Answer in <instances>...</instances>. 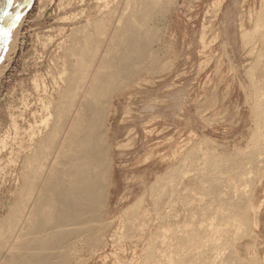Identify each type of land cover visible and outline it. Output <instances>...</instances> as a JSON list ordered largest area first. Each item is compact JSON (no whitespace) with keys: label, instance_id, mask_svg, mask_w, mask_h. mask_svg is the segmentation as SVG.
I'll list each match as a JSON object with an SVG mask.
<instances>
[{"label":"rangeland","instance_id":"obj_1","mask_svg":"<svg viewBox=\"0 0 264 264\" xmlns=\"http://www.w3.org/2000/svg\"><path fill=\"white\" fill-rule=\"evenodd\" d=\"M109 1L108 9L116 6V11H122V6L125 7L123 4L125 0L123 3L122 0ZM158 1L162 5L160 4L159 11H156L158 8L154 10L156 13L153 11L154 18L148 21L150 31L155 32L159 38L153 45L155 62L153 61V65L150 63L137 69L134 79L123 84V91L120 89V93L113 95L114 98L108 105L111 111L108 109L105 123L110 139H113L110 140V144L113 145L111 144L112 171L108 201L109 217L112 221L105 231V244L102 241L100 245L91 248L88 244L79 242L77 244L79 252L75 253L76 256L74 254L67 256L68 264H145L144 261L147 260L145 247L149 240L147 238H151L147 232L151 235V232H154L153 225L156 224L154 220H151L153 225L148 224L150 221L146 216L148 213H150L148 216L152 215L153 207L147 197L150 188L153 189L155 185L153 183L156 177L166 170L170 176L166 174L167 176L161 179L166 183L167 178L169 180L173 174L175 175L172 179L174 177L178 179L177 177L180 178L182 174L190 172L191 167L192 170L200 164L202 165L200 167H203L205 163L200 157L208 150L217 153L216 155H223L218 156L221 160L226 159L224 162L219 161L220 164L217 165L219 167L221 163H226L222 167H227H220L222 177L230 178L238 192L249 190L247 193L251 195L248 203L250 202L254 212L251 209L248 213L246 222L248 225H244L245 230L241 227L239 232L238 228L234 229L237 230L233 235L236 239L234 246L231 247L240 258V262H236L264 264V174H260L261 171L257 167L258 170H254L253 165H249L248 169L247 165L250 163L247 164L245 160L246 152L255 150L262 139H258L257 146L254 144L257 140L253 139L257 127L255 122H252L254 114L251 111L254 113V110L248 95L251 93L248 88L251 87L246 73L252 66L250 63H254L255 59L248 55L246 50L248 46L243 45L241 38L243 29L254 31L252 25L255 24L253 23L255 19L264 17V0ZM2 2L3 0H0V6ZM16 3H21L24 7L20 9L13 7L10 12L15 14L19 11L20 19L11 27L9 34H0V221L13 203L17 192L15 190L19 189L20 183L22 185L23 177L18 174L24 171L22 169L27 145L30 143V128L31 125L36 124L38 127L41 124L43 116L41 104L58 81L60 72L56 61L60 64L64 58L62 49L70 46L72 40L70 37L80 36L76 28L86 22V17L98 18L105 10L107 11L104 0H16ZM102 9L104 10L101 11ZM95 11H98L99 15L95 14ZM259 11L262 14L258 13ZM262 28L260 27V30ZM258 31L259 28L256 33L254 32L255 35ZM73 32H77L78 35ZM243 46L247 52L243 50ZM261 60L264 61V57H261ZM251 140L252 144H248ZM246 147L250 150H246ZM189 149L193 153L189 152ZM186 153L189 154L188 157H185ZM240 153L242 154L239 155ZM234 155L237 158H234ZM195 159L196 161L199 159L200 163L194 161ZM240 161L242 164L246 162L243 166L246 170L242 171H249L248 174L244 172L247 177L242 176L244 173L236 171V168L241 166L236 163H241ZM227 164L235 166L234 169L233 166L229 168ZM192 170L191 173H200L198 170ZM255 171H258L259 176ZM191 173L188 175L192 176ZM162 174L160 176L163 177ZM238 178L241 180L245 178V181L241 182ZM248 181H251L250 186ZM159 184L161 186H157L162 188L163 182ZM205 186L207 187V183ZM194 187L193 190L197 192L199 188L195 185ZM196 192H189L187 198L191 194L193 197L199 196ZM191 196L189 199L193 198ZM206 197L200 203H205L204 200L208 199ZM137 198H141L142 202L140 199V202H137L139 201ZM180 201L176 203L177 209L180 207ZM133 203L141 204L129 213H123L124 209ZM147 207L150 212L146 210ZM138 211L141 217L147 213L142 220L148 221L145 222V228L140 229L142 218L136 213ZM135 216H138L137 219ZM147 224L151 226L150 229ZM170 255V258L174 256L173 253Z\"/></svg>","mask_w":264,"mask_h":264},{"label":"bare ground","instance_id":"obj_2","mask_svg":"<svg viewBox=\"0 0 264 264\" xmlns=\"http://www.w3.org/2000/svg\"><path fill=\"white\" fill-rule=\"evenodd\" d=\"M108 1L104 0L107 11L105 10L106 12L104 11L102 16H98V18L86 17V22L76 28V31L81 33H79L80 36L70 37V39L72 38L70 46H65L68 48L62 49L64 58L60 64L59 61H56L60 75L51 93L42 101L41 124L38 127L36 124L31 125L30 143L27 145L24 163L22 162L24 171L21 172L22 174H18L23 177L22 185L20 183L19 189L15 190L17 192H15L13 203L11 202L7 214L0 221V248L2 249L0 264H68L67 256L73 254L76 256L75 253L79 252L77 249L79 242L88 244L91 248L100 245L102 241L105 244V231L112 221L108 208L111 189L112 143L110 144V140L112 138L110 139L105 123L108 105L114 98L113 95L120 89L123 91V84L134 79L137 69L150 63L153 65V61L155 62L153 45L158 42L159 38L155 32L150 31L148 21L154 18V10L158 8L156 11H159L161 4L158 0H122V3L125 2L123 3L125 7L122 6L123 10H119L121 11L119 12L116 11V6L108 9ZM216 7L215 9H217ZM97 8L99 9V7ZM0 9H4V0ZM10 10L8 9L9 12ZM97 12L95 14L99 15ZM258 13L262 14L261 11ZM261 18L257 17L253 22L255 24L252 25L254 27L252 33L257 32V28H259L257 35L255 32L252 36L251 32L243 29L241 38L243 45L248 46L247 49L243 46V50L246 49L248 55L250 54L254 57L252 59H255L254 63H250L252 66L246 72L251 87L248 88L251 93H247L249 99L251 98L250 103L254 110V113L251 111L254 114L252 122H255L257 127V129L255 127L256 134L253 133L256 136L251 135V137L257 139L254 141L255 145L259 138H262L263 142L262 139H259V145H256L255 150L247 151V157H245L246 154L244 155L246 159L242 157L247 161V164L250 163L247 165L248 169L249 165H253L252 168L255 166L254 170L257 167L261 171H259L260 174H264V61H260V58L264 57V17ZM259 20L261 24H259ZM90 26L93 29L89 28ZM260 27H263V30H260ZM248 55L246 56L249 58ZM249 62L251 61L249 60ZM119 96L121 97L120 94ZM110 109L109 111H111ZM252 142L251 140V143L248 144H252ZM247 149L248 147H246ZM189 152L192 151L189 149ZM204 154H202L203 157H200L205 163L204 166L200 167L201 164H197L199 168L198 166L194 168L193 165V168L200 172L199 174L198 172L191 173V167L190 172L184 169L188 173L179 174L181 177H177L178 179L175 177L172 179L175 175L173 174L169 180L167 178L165 183L161 180L168 174L165 170L166 173H161L163 177L160 176L161 174L156 177L153 189L150 188L147 198L153 207L151 209L153 213L150 216H148L150 213H145L147 214L146 218L149 217V221L154 220L156 224L148 223L154 226V232H151V235L147 232L151 238H147L150 241L148 240V244L146 243L147 247L144 246L147 252L145 264H235L236 261L240 262L238 254L231 246H234L236 239L233 236L234 232L237 230L239 232L241 227L243 230L246 229L244 225L248 222L247 216L252 209L250 202L248 203L251 195L249 196L247 193L249 190L238 192L239 190H235V185L229 180L230 178L222 177L220 167L226 163H221L222 165L219 167L217 165L220 164L219 161L226 160L220 159L223 155H216L217 153H211L210 150ZM188 156L189 154L186 153L185 157ZM234 158L237 156L234 155ZM198 160L194 161L199 162ZM230 162L229 164H231ZM245 163L238 162L236 164H241L243 167ZM236 164L233 165L237 167ZM182 165L185 164L182 163ZM233 165H228V167ZM235 166L232 168L234 169ZM224 167L227 166L222 168ZM240 167L236 168L238 173H249V171H245L244 167ZM242 169L245 170L242 171ZM189 173L193 175L190 176ZM242 176L245 177L246 174ZM22 177L19 176L21 179ZM244 179L242 178V180ZM242 180L239 179L243 182ZM160 182H163L162 188L159 187L161 186ZM248 182L250 186L251 181ZM194 185L199 188L200 192L193 190ZM156 186L157 188H155ZM191 186L192 188H190ZM191 189L199 196L194 195L193 197L191 194L190 196L193 198L190 200V196L187 198V194L193 193ZM242 190L244 191V189ZM204 196H208L206 197L208 199L204 200L205 203L202 204L200 202H203ZM139 199L141 200V198ZM140 200L136 201L140 202ZM179 200H181L180 207L177 209L176 203ZM138 204H131L124 209L123 213L133 211L141 203ZM148 208H144V210L149 211ZM136 213L138 214L139 211ZM145 213H142V217L141 213L138 214L142 218L141 221ZM253 215L255 214L253 213ZM255 218L257 217L255 216ZM136 221L133 220L135 223ZM141 221L139 220V222ZM146 221L140 223V229L145 228ZM3 223L9 225L6 226ZM147 226L146 229H148ZM236 228L238 229L235 231ZM5 229L7 230L4 231ZM243 230L242 232H244ZM2 231L7 232V235H4ZM248 233L250 234V231ZM249 234L247 235L249 236ZM117 240L119 242V238ZM171 253L174 256L170 258ZM115 256L117 257V255Z\"/></svg>","mask_w":264,"mask_h":264},{"label":"snow or ice","instance_id":"obj_3","mask_svg":"<svg viewBox=\"0 0 264 264\" xmlns=\"http://www.w3.org/2000/svg\"><path fill=\"white\" fill-rule=\"evenodd\" d=\"M15 7L16 9L23 8L24 5L21 3H16L15 0H4V9H0V34L7 35L10 32L12 26L15 25L16 21L20 19V12L17 11L15 14L6 11L5 9H11ZM12 17L11 19H7ZM5 21H7L5 23Z\"/></svg>","mask_w":264,"mask_h":264}]
</instances>
